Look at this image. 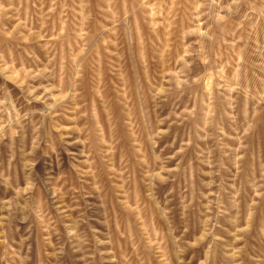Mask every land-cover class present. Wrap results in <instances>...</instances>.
I'll use <instances>...</instances> for the list:
<instances>
[{
  "label": "rangeland",
  "instance_id": "1",
  "mask_svg": "<svg viewBox=\"0 0 264 264\" xmlns=\"http://www.w3.org/2000/svg\"><path fill=\"white\" fill-rule=\"evenodd\" d=\"M0 264H264V0H0Z\"/></svg>",
  "mask_w": 264,
  "mask_h": 264
}]
</instances>
